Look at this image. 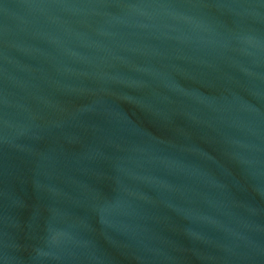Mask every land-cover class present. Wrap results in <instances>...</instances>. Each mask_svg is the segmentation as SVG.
Masks as SVG:
<instances>
[{"label": "water", "instance_id": "water-1", "mask_svg": "<svg viewBox=\"0 0 264 264\" xmlns=\"http://www.w3.org/2000/svg\"><path fill=\"white\" fill-rule=\"evenodd\" d=\"M0 264H264V0H0Z\"/></svg>", "mask_w": 264, "mask_h": 264}]
</instances>
